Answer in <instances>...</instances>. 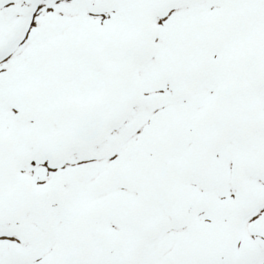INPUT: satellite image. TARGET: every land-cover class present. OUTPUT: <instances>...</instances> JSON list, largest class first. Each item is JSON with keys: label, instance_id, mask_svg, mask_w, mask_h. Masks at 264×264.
Returning a JSON list of instances; mask_svg holds the SVG:
<instances>
[{"label": "snow or ice", "instance_id": "snow-or-ice-1", "mask_svg": "<svg viewBox=\"0 0 264 264\" xmlns=\"http://www.w3.org/2000/svg\"><path fill=\"white\" fill-rule=\"evenodd\" d=\"M0 264H264V0H0Z\"/></svg>", "mask_w": 264, "mask_h": 264}]
</instances>
